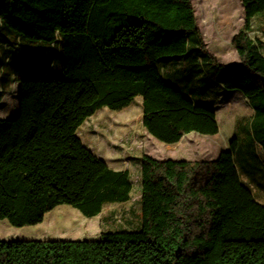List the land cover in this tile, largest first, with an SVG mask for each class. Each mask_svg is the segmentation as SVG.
<instances>
[{"label":"trees","instance_id":"obj_1","mask_svg":"<svg viewBox=\"0 0 264 264\" xmlns=\"http://www.w3.org/2000/svg\"><path fill=\"white\" fill-rule=\"evenodd\" d=\"M242 4L232 39L240 61L227 66L207 49L192 0H0V40L32 44L37 57L24 61L49 62L37 77L16 69L19 111L0 118V219L35 225L64 204L94 217L130 199L129 170L109 166L77 134L104 106L120 110L142 96L144 127L169 144L217 134L214 107L166 81L163 57L210 65L212 89L248 98L264 164V42L251 36L264 0ZM58 59L61 76L50 77ZM238 147L234 136L214 159L143 154L140 228L97 239L0 238V264H264V204L241 179Z\"/></svg>","mask_w":264,"mask_h":264},{"label":"rangeland","instance_id":"obj_2","mask_svg":"<svg viewBox=\"0 0 264 264\" xmlns=\"http://www.w3.org/2000/svg\"><path fill=\"white\" fill-rule=\"evenodd\" d=\"M218 0H192L198 26L205 39L214 45V53L220 63L227 66L239 62L240 57L231 43L219 41V18L216 3ZM3 23L0 18V29ZM228 35V31L223 33ZM2 36H0V39ZM16 45L27 54L35 51L32 44L18 41ZM192 41L190 40V43ZM189 43V44H190ZM38 44L47 46L45 41ZM207 47V42H205ZM10 48V51L7 49ZM208 48V47H207ZM13 47L0 40V118L14 117L19 111V87L16 69H22L21 77L28 71L32 77L41 75L48 67V59L38 63L24 61L22 56L13 53ZM40 57V56H39ZM159 64L163 77L171 84L177 85L184 93L197 102H206L215 107L220 132L215 138L227 149L231 139L237 136L239 147L235 155L236 164L242 181L251 189L255 198L264 204V164L258 156L255 143L251 140L252 109L240 90L214 88L210 75L211 66L193 64L186 57L168 56L161 58ZM60 59L56 67L49 71L50 77H60ZM213 71L217 70L214 69ZM209 83V86L207 84ZM83 143L93 152L106 160L114 169H127L132 180L131 197L127 202L106 203L100 214L94 217L84 216L71 205H59L45 215L41 223L35 225L15 226L7 219H0V238L13 239H97L106 230H137L142 219V172L140 157L148 154L157 159L186 158L187 148L179 146L180 156H176L175 144L165 143L151 135L143 125V97L136 96L127 107L113 110L107 106L100 108L87 118L77 130ZM196 136L204 135L192 132ZM192 139L193 137H189ZM207 141L213 143L211 135ZM210 143V144H211ZM188 144V143H187ZM194 146V145H193ZM217 149L219 146H216ZM198 151L193 147L192 151ZM216 153L209 151L199 158L211 159Z\"/></svg>","mask_w":264,"mask_h":264},{"label":"crops","instance_id":"obj_3","mask_svg":"<svg viewBox=\"0 0 264 264\" xmlns=\"http://www.w3.org/2000/svg\"><path fill=\"white\" fill-rule=\"evenodd\" d=\"M216 8H217V14H218V18H219V23H218L219 36H218L217 40L224 41L225 44H227V45L229 43L232 44V39H233L234 35L239 31V29L241 28V26L243 25V22H244V8H243L242 0H218L216 3ZM225 31H228L227 36L223 35V33ZM251 36L264 42V13L257 14L255 17H253ZM205 42H207V47H208L207 49L209 51H211L212 53H214L215 52L214 51V45H211V43H208V41L206 39H205ZM6 45H10L13 47L12 54L16 53L17 54L16 58H18L19 56L24 57L26 55L27 56L28 55L29 56L34 55L35 57H37V55H35L34 51H32L30 54H27V52H25L22 48H18L14 44L13 45L12 44H6ZM229 46H230V44H229ZM234 48H235L234 46H230V50L233 51ZM235 50L237 51L236 48H235ZM7 51H10V48L7 49ZM262 53L264 54V47L262 49ZM214 55L216 56L215 53H214ZM17 83H18V87H19V91H20V85H19L18 80H17ZM18 98H19V92H18ZM243 101H247L250 104L248 98L245 96H243ZM250 108L252 109V113H253L252 119H251V122H252L253 117H254V109L251 106V104H250ZM214 109H215V107H214ZM251 122H250V125H251ZM219 132H220V130H219ZM217 134L211 135L214 139L213 143L207 141L208 139H210V138H207V137H209V135H204L203 137H205V138H202V136H196L195 134H192V132L184 135L183 138L178 143H175V145L178 149L176 156L177 157L180 156L179 154H181V150H179V146H182L183 148H187V154H186L187 157L186 158H173V159H188V160L207 159V158H199V157L195 158L192 156L193 155L206 156L209 154V151L210 152L212 151V153H216L217 155L214 158H217L218 155L220 154V152L226 149L223 144L216 142V141H218V139L215 138L217 136ZM189 137H193V138L190 139ZM216 146H219V148H221V149L218 150ZM193 147H197L198 151L194 150V152H193L192 151ZM89 148L91 149V147H89ZM214 158H211V159H214Z\"/></svg>","mask_w":264,"mask_h":264}]
</instances>
